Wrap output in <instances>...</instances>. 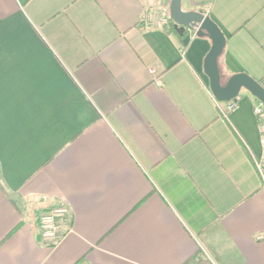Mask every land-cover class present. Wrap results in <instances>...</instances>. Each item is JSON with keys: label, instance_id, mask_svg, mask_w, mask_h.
Returning a JSON list of instances; mask_svg holds the SVG:
<instances>
[{"label": "crops", "instance_id": "obj_1", "mask_svg": "<svg viewBox=\"0 0 264 264\" xmlns=\"http://www.w3.org/2000/svg\"><path fill=\"white\" fill-rule=\"evenodd\" d=\"M168 1L0 0V264H264L261 101L227 111L210 37L158 26ZM182 8L227 36L223 85L264 86V0Z\"/></svg>", "mask_w": 264, "mask_h": 264}, {"label": "water", "instance_id": "obj_2", "mask_svg": "<svg viewBox=\"0 0 264 264\" xmlns=\"http://www.w3.org/2000/svg\"><path fill=\"white\" fill-rule=\"evenodd\" d=\"M169 6L171 19L180 26L181 30L193 29L198 36H209L212 40V47L205 59V73L210 79V88L218 101L225 102L236 99L242 88L247 89L258 100L264 104V86L261 82L246 73L233 75L223 85L218 66V58L222 54L227 36L218 24L209 16L199 11H184L182 0H170L166 3Z\"/></svg>", "mask_w": 264, "mask_h": 264}, {"label": "built area", "instance_id": "obj_3", "mask_svg": "<svg viewBox=\"0 0 264 264\" xmlns=\"http://www.w3.org/2000/svg\"><path fill=\"white\" fill-rule=\"evenodd\" d=\"M168 18V13L162 14L158 20V26L164 28L168 23ZM236 106L237 105L234 101L228 102L227 111L230 112L234 110ZM254 113L258 120L261 144V155L255 161V169L258 172L262 185L264 187V104L262 102L255 108ZM69 220V208L65 204L54 207L42 215V238L46 246L53 247L61 242L63 236L67 232L66 230H64L63 226L64 224H66V221Z\"/></svg>", "mask_w": 264, "mask_h": 264}, {"label": "trees", "instance_id": "obj_4", "mask_svg": "<svg viewBox=\"0 0 264 264\" xmlns=\"http://www.w3.org/2000/svg\"><path fill=\"white\" fill-rule=\"evenodd\" d=\"M174 26H176V23L171 19V17L169 16L168 18V23L167 25L165 26L164 30L166 32H171L174 28Z\"/></svg>", "mask_w": 264, "mask_h": 264}]
</instances>
